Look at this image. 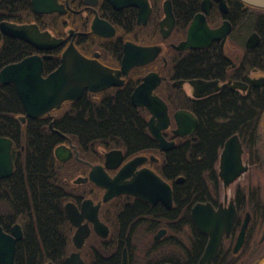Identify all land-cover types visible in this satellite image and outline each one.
<instances>
[{
  "label": "flooded vegetation",
  "instance_id": "1",
  "mask_svg": "<svg viewBox=\"0 0 264 264\" xmlns=\"http://www.w3.org/2000/svg\"><path fill=\"white\" fill-rule=\"evenodd\" d=\"M43 2V7H52L53 10H38L33 0H0V64L2 63L0 69L29 55L38 54L42 57L48 55V58H43V75L46 76L59 66L63 50L72 43L86 57L110 68L116 82L99 90L85 89L78 99L65 101L60 107L53 108L36 118L26 116L22 105V111L14 117L21 127V136L26 133L29 119H41L49 130L55 132V124L65 117L64 114H71L70 112L80 109L76 102L82 96H85V100L89 103L97 104L108 97L114 99L117 94L125 93L135 112H143L146 115V128L151 140L156 144V147L146 148L137 153H129L119 147L102 148L100 144H96L98 145L96 149L80 155L74 141L63 133L64 136L61 135L63 140L54 147L53 152L55 156V148L59 145H65L72 151L71 156L65 160H59L55 156L70 176L68 180L65 179L69 186L64 211L67 202L74 203L81 211L84 200L91 199L95 205L102 199L105 189L89 177L93 167L101 166L103 171L113 177L134 157L145 156L146 158L135 171L148 168L163 178L156 170V165L161 162L163 155L177 146L179 141L185 143L192 141L190 136L195 133L200 122L198 111L206 103L216 100L220 105L222 97H231L239 108L241 100L244 99L245 111L251 112L252 99L264 92V62L262 67H253L251 63L253 50L261 46L264 51V37L257 30L258 23L264 24V8L249 5L241 0H44ZM196 16L201 17L200 25H203L199 28L200 43L208 39L206 30H221L219 35L212 38L207 45L179 49L178 45L187 39L189 27ZM3 23L35 24L40 31H47L51 37L62 39V43L51 49H38L20 37L5 34L1 29ZM254 33L258 36L256 42L249 40ZM12 42L19 45L21 51L13 56L14 60H4L3 51L10 50L9 45ZM133 46H158L160 51L153 58L145 59ZM126 47L135 52L133 55H137L138 58L126 59V64L135 62L124 69ZM195 58L201 66L199 68L198 65L199 72L192 73L189 71L190 61ZM54 59H57L58 63L50 67V61ZM46 64L48 68L45 69ZM148 74L157 75L159 78L152 94L161 98L167 108L169 121L161 129V134L166 142H173L170 149H161L159 141L150 132L148 120L152 110L146 106L134 105L131 100L134 89ZM192 80L216 83L204 88L203 95L196 96L191 84ZM0 85L12 86L17 94L12 82L0 83ZM17 97L19 98L18 94ZM179 112H188L197 120V125L191 133L180 135L175 132L178 127L176 114ZM232 116V113H227L222 122L227 123L228 117ZM186 122L190 125L188 117ZM0 136L12 140L13 152L14 140L11 136ZM232 136L236 138L229 144L232 156L229 166L231 170L238 169V172L234 173V178L225 184L220 174L221 154L226 141ZM111 150L122 152L120 163L116 168L105 166L106 152ZM115 160L114 158L111 163H117ZM201 174L203 176L204 172L202 171ZM207 174L214 178L206 181L208 187L205 196H201L196 201L192 199L190 206L187 202L188 197L184 195L182 198V203H186L185 206L188 207V213H184L186 216L177 217L175 216L177 214L173 213L175 206L173 183L163 178L172 188L171 207H167L162 201L152 203L139 196L119 194L100 204L97 215L98 222L102 225L88 218L80 221L79 226L83 229L87 228L88 231L81 248L73 242L78 227L67 218L71 229V249L64 258V264L66 257L72 252H80L84 264H89L90 261L87 260L89 256L98 255L108 259L116 253V264H123L125 258L127 264H200L210 235L200 230L192 218V208L196 203H210L216 211L219 209L235 211L232 228L221 236L216 255L209 263L203 264H249L253 255L262 257L258 264H263L264 118L252 122L248 115L244 122L235 124L218 150L213 170L208 171ZM178 178L182 180L177 182ZM184 181V175H179L174 180L176 184ZM116 199L118 201H115ZM130 209L134 212L128 216L124 212ZM246 219L242 240L237 245ZM15 224L17 223H14L8 232ZM21 229L23 237L22 226ZM110 240L118 242L116 250L107 249V242ZM120 241H133L135 244L133 246L126 243L119 244Z\"/></svg>",
  "mask_w": 264,
  "mask_h": 264
},
{
  "label": "trees",
  "instance_id": "2",
  "mask_svg": "<svg viewBox=\"0 0 264 264\" xmlns=\"http://www.w3.org/2000/svg\"><path fill=\"white\" fill-rule=\"evenodd\" d=\"M257 25V30L264 37V24ZM9 46L10 50L3 51V59L7 61L14 60L13 56L21 51L20 46L13 42ZM251 58L253 67H262L264 51L261 46L252 51ZM57 63V59L50 61V67ZM198 65L200 68L198 59H193L189 71L199 72ZM241 102L239 108L231 97H222L220 105L216 100L206 103L198 111L200 122L190 136L192 141H179L156 165L163 178L173 183L175 216H186L188 213L186 203H182L184 195L188 197L190 206L192 199L196 201L207 194L206 181L214 178L208 176L207 172L213 170L218 150L234 125L244 122L248 115L252 122L264 118V92L252 99L251 112L245 111L244 99ZM76 105L80 109L70 112L73 115L64 114L65 117L62 116L63 119L58 120L55 127L74 141L80 155L96 149V144L102 148H123L129 153L156 147L146 128V115L135 112L125 93L117 94L114 99L108 97L97 104L89 103L82 96ZM21 111L22 104L13 87L0 85V135L11 136L14 140V170L8 177L0 179V225L7 232L14 223H20L23 228V237L16 245V264H45L47 261L64 264V258L71 249V229L64 211L69 186L65 179L68 180L70 176L53 152L63 138L49 130L41 119H29L26 133L21 136V127L14 118ZM227 113L233 116L223 123L222 119ZM179 175H184L185 181L176 184L174 180ZM162 211L165 212L164 209ZM133 212L130 209L124 213L130 216ZM123 243L129 246L135 244L133 241L119 242ZM117 245V241L110 240L107 249L116 250ZM115 256L104 259L92 255L87 260L89 264H116ZM261 258L253 255L249 264H258Z\"/></svg>",
  "mask_w": 264,
  "mask_h": 264
},
{
  "label": "water",
  "instance_id": "3",
  "mask_svg": "<svg viewBox=\"0 0 264 264\" xmlns=\"http://www.w3.org/2000/svg\"><path fill=\"white\" fill-rule=\"evenodd\" d=\"M33 1L38 6V10L52 9V7H43L44 0ZM241 1L255 7L264 8V0ZM200 22V16H196L193 19L189 27L188 37L178 45L179 49L188 47L197 48L203 44L207 45L212 38H216L219 35L221 30H206L208 39L204 43H200L198 36L199 28L203 26L200 25ZM1 29L5 34L20 37L38 49H51L62 43V39L51 37L47 31H40L35 24L15 25L3 23L1 24ZM249 40L256 42L258 40L257 34L254 33ZM133 47L139 50L145 59L153 58L160 51L158 46ZM133 53L135 52L130 49L128 50L127 47L125 48L124 69L129 68L135 62L131 61L126 64V59L137 60V55H133ZM43 58H48V55H44L43 57L38 54L29 55L20 61L7 64L0 69V83L6 84L12 82L15 85L26 116L30 118H36L53 108L60 107L65 101L78 99L85 89L99 90L116 82V78L110 68L86 57L72 43L63 50L59 66L46 76L43 75ZM157 77V75L148 74L143 82L134 89L131 100L134 105L146 106L152 110V114L148 120L150 132L159 141L161 149H170L173 146V142H166L161 134V129L169 121L167 108L161 98L152 94L154 87L158 83L159 78ZM215 83L204 82L202 80L191 81L196 96L203 95V89ZM187 117L190 125H187ZM176 118L178 127L175 132L177 134L191 133L197 125V120L188 112H179L176 114ZM50 127L52 126L50 125ZM54 131L64 136L61 131L57 129H54ZM235 138L236 136H232L226 141L225 148L221 154L220 174L225 184L229 183L234 178V173L237 174L238 172V169L231 170L229 166L232 162L229 144ZM12 145L13 142L10 138L0 136V179L9 176L13 171ZM121 153V150L106 152L105 166L116 168L120 163ZM71 154V149L65 145H59L55 148V156L59 160H65ZM114 158L117 161L115 164L111 163ZM145 158V156L134 157L125 163L113 177H110L103 171L101 166L93 167L89 177L105 189L102 199L95 205H93V200L91 199L84 200L81 211L72 202L65 204L67 218L74 226L78 227L73 236V242L78 248L82 247L88 233L87 228L84 227L83 229L79 226L80 221L83 218H88L94 220L96 224L102 225L98 222L97 215L100 204L109 201L119 194L139 196L152 203L162 201L164 205L171 207L173 196L170 184L148 168L135 171ZM180 180L182 179L178 178L176 181L179 182ZM90 211H92V214H90ZM192 218L200 230L210 235V240L200 261V264L209 263L217 253L221 236L232 228L235 220V211L233 209H219L216 211L210 203H196L192 208ZM246 224L247 219L242 225L237 245L242 240ZM81 228L82 230H80ZM21 237L22 229L20 224H15L10 232L4 231L0 225V264H16V245ZM65 263L84 264V261L80 252H72L66 257ZM46 264L54 263L47 262ZM123 264H127L126 258Z\"/></svg>",
  "mask_w": 264,
  "mask_h": 264
},
{
  "label": "rangeland",
  "instance_id": "4",
  "mask_svg": "<svg viewBox=\"0 0 264 264\" xmlns=\"http://www.w3.org/2000/svg\"><path fill=\"white\" fill-rule=\"evenodd\" d=\"M259 236H260V234H259Z\"/></svg>",
  "mask_w": 264,
  "mask_h": 264
}]
</instances>
